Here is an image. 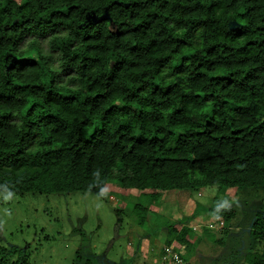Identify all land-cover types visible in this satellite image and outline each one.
<instances>
[{
    "label": "trees",
    "instance_id": "1",
    "mask_svg": "<svg viewBox=\"0 0 264 264\" xmlns=\"http://www.w3.org/2000/svg\"><path fill=\"white\" fill-rule=\"evenodd\" d=\"M110 179L151 202L264 190V0H0V190ZM225 202L208 212L229 223ZM249 234L244 259L264 264V211Z\"/></svg>",
    "mask_w": 264,
    "mask_h": 264
},
{
    "label": "rangeland",
    "instance_id": "2",
    "mask_svg": "<svg viewBox=\"0 0 264 264\" xmlns=\"http://www.w3.org/2000/svg\"><path fill=\"white\" fill-rule=\"evenodd\" d=\"M157 191L151 202L111 179L100 194L0 190V245L12 248L1 264H251L244 255L262 188ZM219 199L235 211L229 223L209 215ZM135 203L148 209L141 222ZM170 222L192 231L177 240Z\"/></svg>",
    "mask_w": 264,
    "mask_h": 264
}]
</instances>
